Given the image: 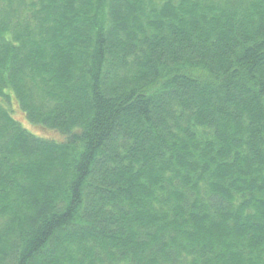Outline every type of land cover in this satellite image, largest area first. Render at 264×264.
Returning a JSON list of instances; mask_svg holds the SVG:
<instances>
[{"label":"trees","instance_id":"trees-1","mask_svg":"<svg viewBox=\"0 0 264 264\" xmlns=\"http://www.w3.org/2000/svg\"><path fill=\"white\" fill-rule=\"evenodd\" d=\"M0 264H264V0H0Z\"/></svg>","mask_w":264,"mask_h":264},{"label":"rangeland","instance_id":"rangeland-1","mask_svg":"<svg viewBox=\"0 0 264 264\" xmlns=\"http://www.w3.org/2000/svg\"><path fill=\"white\" fill-rule=\"evenodd\" d=\"M31 131L33 132L34 130L32 129Z\"/></svg>","mask_w":264,"mask_h":264}]
</instances>
